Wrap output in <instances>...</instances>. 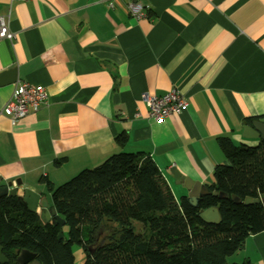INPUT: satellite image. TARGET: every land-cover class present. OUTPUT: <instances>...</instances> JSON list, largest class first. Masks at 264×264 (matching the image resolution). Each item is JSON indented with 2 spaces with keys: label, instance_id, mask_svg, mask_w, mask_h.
Segmentation results:
<instances>
[{
  "label": "crops",
  "instance_id": "obj_1",
  "mask_svg": "<svg viewBox=\"0 0 264 264\" xmlns=\"http://www.w3.org/2000/svg\"><path fill=\"white\" fill-rule=\"evenodd\" d=\"M0 15L16 34L0 41V181L35 187L50 208L44 178L63 185L117 153L150 156L180 201L188 191L169 171L209 187L229 164L219 138L261 141L242 130L264 119V0H0ZM27 82L44 87L49 105L13 124L3 109ZM173 89L185 111L143 118L142 95ZM237 254L264 264V232Z\"/></svg>",
  "mask_w": 264,
  "mask_h": 264
},
{
  "label": "trees",
  "instance_id": "obj_2",
  "mask_svg": "<svg viewBox=\"0 0 264 264\" xmlns=\"http://www.w3.org/2000/svg\"><path fill=\"white\" fill-rule=\"evenodd\" d=\"M116 138L121 146L129 142L125 133ZM218 145L229 164L215 167L209 189L229 198L206 195L198 207L186 196L178 201L156 162L143 153H117L60 186L44 178L56 213L69 227L67 239L60 237L62 227L44 223L18 197L0 196V246L8 259L0 264H19L21 250L35 254L39 264H74L75 245L85 254L84 264H228L249 236L264 232V140L236 147L221 137ZM247 197L259 202L245 205ZM210 207L219 208L220 224L201 220Z\"/></svg>",
  "mask_w": 264,
  "mask_h": 264
},
{
  "label": "water",
  "instance_id": "obj_3",
  "mask_svg": "<svg viewBox=\"0 0 264 264\" xmlns=\"http://www.w3.org/2000/svg\"><path fill=\"white\" fill-rule=\"evenodd\" d=\"M243 137L246 139H260L264 140V119L253 121L252 124L244 123L243 125ZM176 180L177 185H183L187 192V201L193 207H198L201 200L206 197V195H212L215 197H220L222 199H227V196L223 192H212L209 187L201 184L200 182L192 181L189 178L184 177L180 173H175V170L168 172ZM12 196L18 197V200L23 204L30 212H35L39 216L42 212L47 211L50 216V222L56 226L63 227L66 221L56 213L54 208L49 207L47 197L43 195L42 191L37 190L35 187H29L21 182L8 183L7 181H0V196ZM231 199L236 203H242L241 199L235 195L231 196ZM258 200H252L247 197L243 204L250 205L252 203L257 204ZM264 206V199L261 201ZM200 218L205 223H211L218 225L221 223V213L219 208L210 207L206 211H201ZM60 237H63L62 232ZM19 264H39L36 255L30 253L27 250H21L17 258ZM0 263H8V259L3 255L2 247L0 246Z\"/></svg>",
  "mask_w": 264,
  "mask_h": 264
},
{
  "label": "built area",
  "instance_id": "obj_4",
  "mask_svg": "<svg viewBox=\"0 0 264 264\" xmlns=\"http://www.w3.org/2000/svg\"><path fill=\"white\" fill-rule=\"evenodd\" d=\"M126 7L135 18L144 16L143 6L139 3L129 1ZM15 37L16 34L9 29L7 18L0 15V41L8 40L12 42ZM48 98L49 95L44 87L32 85L28 82L20 84L16 86L13 95L6 101L3 112L14 124L30 114L37 113L40 108L48 106ZM142 99L148 106L149 111L143 118L156 123L164 122L169 116L178 115L188 107L186 97L176 89L162 97H150L144 94Z\"/></svg>",
  "mask_w": 264,
  "mask_h": 264
},
{
  "label": "rangeland",
  "instance_id": "obj_5",
  "mask_svg": "<svg viewBox=\"0 0 264 264\" xmlns=\"http://www.w3.org/2000/svg\"><path fill=\"white\" fill-rule=\"evenodd\" d=\"M136 227H137V230H139L140 224L136 223ZM62 229H63L62 230L63 237H65L67 239L69 227L63 226ZM72 251L74 252V255H75L74 264H84L85 254H84V252H82L81 248L78 245H75V246H73ZM229 261L233 262V263H234V261H238L237 263H239V264L243 262L242 257H240V255H238L237 253L234 254V256L229 257Z\"/></svg>",
  "mask_w": 264,
  "mask_h": 264
},
{
  "label": "clouds",
  "instance_id": "obj_6",
  "mask_svg": "<svg viewBox=\"0 0 264 264\" xmlns=\"http://www.w3.org/2000/svg\"><path fill=\"white\" fill-rule=\"evenodd\" d=\"M54 208V207H53ZM41 217V216H40Z\"/></svg>",
  "mask_w": 264,
  "mask_h": 264
}]
</instances>
